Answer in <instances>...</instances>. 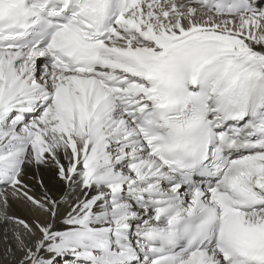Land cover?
<instances>
[{
	"label": "snow or ice",
	"instance_id": "obj_1",
	"mask_svg": "<svg viewBox=\"0 0 264 264\" xmlns=\"http://www.w3.org/2000/svg\"><path fill=\"white\" fill-rule=\"evenodd\" d=\"M0 264H264V0H0Z\"/></svg>",
	"mask_w": 264,
	"mask_h": 264
},
{
	"label": "bare ground",
	"instance_id": "obj_2",
	"mask_svg": "<svg viewBox=\"0 0 264 264\" xmlns=\"http://www.w3.org/2000/svg\"><path fill=\"white\" fill-rule=\"evenodd\" d=\"M41 175L43 176L46 185L52 189L51 194L58 195L57 188L59 187V185L56 183V181L51 179V176H52L51 171H48V170L43 171ZM34 191L36 192L37 195L40 194L39 187H36ZM11 211L15 215H21V216L30 215L29 212L23 206H21L18 202H13V208L11 209Z\"/></svg>",
	"mask_w": 264,
	"mask_h": 264
}]
</instances>
